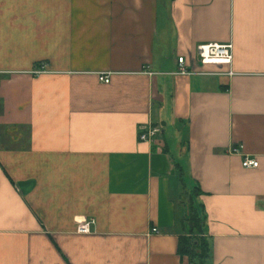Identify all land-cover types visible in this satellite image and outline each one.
Segmentation results:
<instances>
[{
	"label": "crops",
	"instance_id": "1",
	"mask_svg": "<svg viewBox=\"0 0 264 264\" xmlns=\"http://www.w3.org/2000/svg\"><path fill=\"white\" fill-rule=\"evenodd\" d=\"M191 206L264 264V0H0V264H191Z\"/></svg>",
	"mask_w": 264,
	"mask_h": 264
},
{
	"label": "built area",
	"instance_id": "2",
	"mask_svg": "<svg viewBox=\"0 0 264 264\" xmlns=\"http://www.w3.org/2000/svg\"><path fill=\"white\" fill-rule=\"evenodd\" d=\"M197 55L199 58V64L201 66H227L231 67L233 64V45L226 44H202L197 48ZM178 72L177 75H192L194 74L193 69L187 64L185 57L181 56L178 58ZM195 68V64H193ZM152 75V73H149ZM230 75L232 73L230 72ZM101 81L105 84L110 83L109 75L101 77ZM162 130L160 127H150V129L139 135V139L142 142H151L156 138L162 136ZM233 153H238L239 149L232 150ZM242 166L245 169H255L258 168L259 163L255 159L245 157L242 161ZM95 224V221L91 220L84 223L78 229L79 234L88 235L91 233V226ZM153 233H158L157 229H153Z\"/></svg>",
	"mask_w": 264,
	"mask_h": 264
},
{
	"label": "trees",
	"instance_id": "3",
	"mask_svg": "<svg viewBox=\"0 0 264 264\" xmlns=\"http://www.w3.org/2000/svg\"><path fill=\"white\" fill-rule=\"evenodd\" d=\"M197 191L200 190L197 188ZM191 217H187V221L189 218L190 222H193V227L188 226V234L185 237H181L179 241V255L187 256L190 259L191 264H207L209 257V245L206 239L202 236L203 234V222L204 217L199 209L191 206L189 215ZM188 223V222H187ZM193 229L197 230V236L193 235Z\"/></svg>",
	"mask_w": 264,
	"mask_h": 264
},
{
	"label": "rangeland",
	"instance_id": "4",
	"mask_svg": "<svg viewBox=\"0 0 264 264\" xmlns=\"http://www.w3.org/2000/svg\"><path fill=\"white\" fill-rule=\"evenodd\" d=\"M185 183L188 185V182H186L185 181ZM184 198H185V201H186V206L188 207V205H190V204H188V196H184ZM188 217H191V216H188ZM189 219H191V218H189ZM188 219V226L190 227H193L194 225H196V223L194 224L193 222H190V220ZM193 235L195 236V237H198L197 235V230L196 229H193Z\"/></svg>",
	"mask_w": 264,
	"mask_h": 264
}]
</instances>
